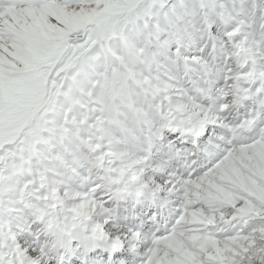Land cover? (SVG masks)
<instances>
[{
  "label": "snow or ice",
  "instance_id": "6c2138e0",
  "mask_svg": "<svg viewBox=\"0 0 264 264\" xmlns=\"http://www.w3.org/2000/svg\"><path fill=\"white\" fill-rule=\"evenodd\" d=\"M0 264H264V0H0Z\"/></svg>",
  "mask_w": 264,
  "mask_h": 264
}]
</instances>
